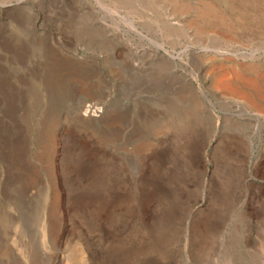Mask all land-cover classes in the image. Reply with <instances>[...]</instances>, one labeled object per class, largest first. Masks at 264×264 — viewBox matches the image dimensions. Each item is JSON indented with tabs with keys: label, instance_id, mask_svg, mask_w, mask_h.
<instances>
[{
	"label": "rangeland",
	"instance_id": "obj_1",
	"mask_svg": "<svg viewBox=\"0 0 264 264\" xmlns=\"http://www.w3.org/2000/svg\"><path fill=\"white\" fill-rule=\"evenodd\" d=\"M169 1L0 0V264H264V0Z\"/></svg>",
	"mask_w": 264,
	"mask_h": 264
},
{
	"label": "bare ground",
	"instance_id": "obj_2",
	"mask_svg": "<svg viewBox=\"0 0 264 264\" xmlns=\"http://www.w3.org/2000/svg\"><path fill=\"white\" fill-rule=\"evenodd\" d=\"M165 1V0H164ZM167 1H169V0H167ZM177 1V0H176ZM175 1V2H176ZM170 2V1H169ZM171 2L173 3V1L171 0ZM170 2V3H171ZM180 3L182 2V1H179ZM187 2V1H186ZM209 2V1H208ZM166 3V2H165ZM171 3V5H174V4H172ZM176 4V3H175ZM186 4V3H185ZM167 5L169 6V3H167ZM179 6H180V4H179ZM176 7L177 9L178 8H180V7ZM187 6H188V2H187ZM187 6H185V7H187ZM171 7H173V6H171ZM175 7V6H174ZM205 7H206V5H205ZM204 8V7H203ZM176 9V10H177ZM181 9V8H180ZM186 9H189V8H186ZM185 9V10H186ZM206 9V8H205ZM174 10V9H173ZM173 10H172V13H173ZM190 10V9H189ZM179 11V10H178ZM188 11V10H187ZM180 13H182L181 11H179ZM178 12V13H179ZM184 13V12H183ZM218 20V19H217ZM230 20V19H229ZM225 21H227V20H225ZM229 23V22H228ZM166 54H167V51H166ZM171 58H173V57H171ZM225 84H227V85H229L230 84V82H226ZM251 93V95L253 94V93H255V92H250ZM250 96V95H249ZM249 102H251V101H249ZM251 105H253L254 106V104H251ZM100 107L99 106H96V105H94V103H83V105L79 108V110H78V112H77V114L78 115H76L77 116V118L80 120V121H88V119H89V117H90V114L92 115V114H97V112H100ZM54 136V135H53ZM53 140H54V137H52V138H50V141H52L53 142ZM91 144H90V146H88V143L83 139H79V145H78V148H76V149H73L72 151H74V154H75V158H76V165H75V167L74 168H72V170H71V172L73 173V172H86L87 170H89L91 167H93V165H92V161H91ZM54 151V150H53ZM195 151V149L194 148H192V147H190L189 148V151H188V154H186V157H187V159L189 160V163L191 164V162H192V156H193V152ZM54 159V158H53ZM53 161V160H52ZM74 161V160H73ZM52 165V164H51ZM91 170V169H90ZM102 170V169H101ZM83 173H80L81 175L83 174ZM99 175V174H98ZM152 176H153V174H151ZM99 178V177H98ZM143 179V178H142ZM153 179V178H152ZM141 180V179H140ZM88 181V180H87ZM86 183V182H85ZM90 184V183H89ZM83 185H85V184H83ZM143 186H144V190H149V191H151V189H152V186H151V184H150V182H149V180L147 179L146 180V178L143 180V183H142V188H143ZM140 189V188H139ZM82 190V189H81ZM85 191V190H84ZM59 193V192H58ZM139 193V192H138ZM150 193V192H149ZM54 194H56V193H54ZM60 194V193H59ZM58 195V194H57ZM93 195V194H92ZM59 196V195H58ZM91 196V195H90ZM84 197V196H83ZM58 198V197H57Z\"/></svg>",
	"mask_w": 264,
	"mask_h": 264
},
{
	"label": "crops",
	"instance_id": "obj_3",
	"mask_svg": "<svg viewBox=\"0 0 264 264\" xmlns=\"http://www.w3.org/2000/svg\"><path fill=\"white\" fill-rule=\"evenodd\" d=\"M231 148V147H230Z\"/></svg>",
	"mask_w": 264,
	"mask_h": 264
}]
</instances>
